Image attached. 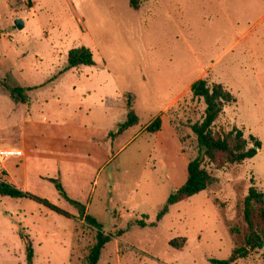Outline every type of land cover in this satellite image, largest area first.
I'll return each instance as SVG.
<instances>
[{
  "label": "rangeland",
  "instance_id": "1",
  "mask_svg": "<svg viewBox=\"0 0 264 264\" xmlns=\"http://www.w3.org/2000/svg\"><path fill=\"white\" fill-rule=\"evenodd\" d=\"M81 46L94 64L64 71L69 50ZM201 78L236 98L216 126H236L261 147L240 165L217 170L205 162L217 182L156 222L197 155L191 125L205 105L181 83ZM3 82L32 88L25 91L28 102H13ZM127 93L138 124L110 137L126 119ZM157 116L160 130L146 132ZM7 147L23 156L2 162L0 181L72 217L28 198L0 196V264H28L21 235L31 241V264H87L96 229L49 178H58L105 233L125 230L105 244L98 264L228 258L246 232L248 188L264 193V0H143L138 10L129 0H0V149ZM135 220L146 226L128 228ZM177 237L186 240L180 249L168 243ZM235 264H264V257L252 252Z\"/></svg>",
  "mask_w": 264,
  "mask_h": 264
},
{
  "label": "trees",
  "instance_id": "2",
  "mask_svg": "<svg viewBox=\"0 0 264 264\" xmlns=\"http://www.w3.org/2000/svg\"><path fill=\"white\" fill-rule=\"evenodd\" d=\"M142 2L143 0H129V6L134 10H138ZM92 64H94V59L91 50L84 46L76 47L69 50L64 71L81 65ZM2 84L9 92V96L13 102H28L25 91L29 90V88L21 86L13 87L6 82ZM190 92L192 98L202 99L205 105L202 119L191 125V131L196 136L197 155L186 166L185 182L168 195L165 203L157 212L156 222H159L168 214L171 206L207 190L217 182V178L206 168L205 162L217 170L231 165H240L257 155L261 147V142L256 137L249 135L246 138L242 129L236 126H232L231 128L216 126V121L223 113L225 105L236 102L235 96L223 84L217 82L209 84L206 79L201 78L192 83ZM134 102V96L127 93L125 102L127 109L126 119L118 125L114 132L109 133L110 137L119 135L138 124L139 118L134 110ZM161 124V118L157 116L145 127V131L155 133L160 130ZM48 181L54 185L58 195L75 205L85 222L96 229L95 242L89 248L87 264H98L105 244L112 238L123 235L125 230L119 229L113 234L105 233L93 216L84 213V204L68 197L58 178H49ZM0 196L16 199L28 198L66 218L72 217L70 213L48 199L19 189L12 182L0 181ZM242 215L246 225V232L242 238L241 245L235 246L226 259H210L211 264H235L238 260L245 259L252 252L257 251H261L264 257V193L254 185L248 188L247 194L243 198ZM133 225L145 227L146 222L135 220L128 224V228ZM236 233H238V230L231 228L230 234ZM21 240L25 245L28 264H31L34 252L31 241L26 235H21ZM185 241V238L177 237L171 239L169 245L180 249L185 244Z\"/></svg>",
  "mask_w": 264,
  "mask_h": 264
},
{
  "label": "built area",
  "instance_id": "3",
  "mask_svg": "<svg viewBox=\"0 0 264 264\" xmlns=\"http://www.w3.org/2000/svg\"><path fill=\"white\" fill-rule=\"evenodd\" d=\"M23 156V151L16 147H7L0 149V165L2 162L9 159H20Z\"/></svg>",
  "mask_w": 264,
  "mask_h": 264
},
{
  "label": "crops",
  "instance_id": "4",
  "mask_svg": "<svg viewBox=\"0 0 264 264\" xmlns=\"http://www.w3.org/2000/svg\"><path fill=\"white\" fill-rule=\"evenodd\" d=\"M218 60V59H217ZM183 81H185L184 83H181V86H183V85H189V90H190V87H191V85H192V83L193 82H195V81H192V80H188V81H186V79H183ZM175 83V82H174ZM165 84V86L163 87L165 90H167L169 87H171V81L167 84V83H164ZM180 86V87H181ZM32 88H29V90H31ZM179 91V90H178ZM178 91L172 96V99H171V102L170 103H172V101L174 100V98L176 97V95H177V93H178ZM170 105V104H169ZM166 106H168V105H166ZM71 170V169H70ZM70 179V178H69ZM71 181V180H70ZM64 187V186H63ZM17 188H19V187H17ZM66 188V187H65ZM20 189V188H19ZM65 190V189H64ZM68 192L69 193V190H65V192ZM67 192H66V194H67ZM68 195V194H67ZM68 197H70V196H68ZM71 198V197H70ZM71 199H73V198H71ZM79 199V198H78ZM73 200H76V199H73ZM76 201H78L79 202V200H76ZM81 203V202H80ZM82 204V203H81ZM129 224V223H128ZM128 224H127V226H128ZM170 241V240H169ZM169 241H168V243H169Z\"/></svg>",
  "mask_w": 264,
  "mask_h": 264
},
{
  "label": "water",
  "instance_id": "5",
  "mask_svg": "<svg viewBox=\"0 0 264 264\" xmlns=\"http://www.w3.org/2000/svg\"><path fill=\"white\" fill-rule=\"evenodd\" d=\"M14 23H15V26L19 29L23 28V26H24L22 19H16Z\"/></svg>",
  "mask_w": 264,
  "mask_h": 264
}]
</instances>
